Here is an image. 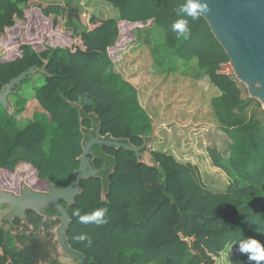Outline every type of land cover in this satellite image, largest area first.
Returning <instances> with one entry per match:
<instances>
[{
	"label": "trees",
	"instance_id": "trees-1",
	"mask_svg": "<svg viewBox=\"0 0 264 264\" xmlns=\"http://www.w3.org/2000/svg\"><path fill=\"white\" fill-rule=\"evenodd\" d=\"M101 1L116 9L119 18L103 21L93 16L92 27L81 29L76 10L68 5L67 9L65 2L0 0V37L6 38L7 31L36 7L44 17H53L56 27L59 18L66 19L72 37L82 45L75 49L46 45L39 52L22 42L16 59H1L0 92L29 69H42L46 62L48 66L47 73L36 72L10 95L12 115L0 105V169L13 172L28 164L50 192L52 186H71L81 165L83 142L94 137L97 128L103 137L143 145L154 121L137 88L117 70L111 56L133 30L135 40L152 46L154 71L188 77L196 61L193 78L208 77L219 88L211 107L227 143L222 150L210 148L208 154L226 173L229 190L209 188L197 167L172 153L152 150L153 166H148L131 151L96 145L89 159L94 168L106 171L81 182L82 194L68 211V244L85 256L86 264H216L213 256L234 244L235 264H250L248 254L239 251L240 243L255 239L264 246L262 102L251 97L248 88L243 98L233 74L224 77L216 72L218 63L231 60L204 17L192 20L179 12L186 0ZM179 19L188 20L187 36L172 31ZM32 83L39 110L21 125L17 116L26 110L24 94ZM76 209L81 215L107 209V223H81L73 215ZM55 214L52 207L43 215L27 212L24 222L14 220L16 234L0 223V264H68L61 260L67 257L58 240L61 223ZM80 234L90 237L91 243L75 239Z\"/></svg>",
	"mask_w": 264,
	"mask_h": 264
},
{
	"label": "rangeland",
	"instance_id": "rangeland-1",
	"mask_svg": "<svg viewBox=\"0 0 264 264\" xmlns=\"http://www.w3.org/2000/svg\"><path fill=\"white\" fill-rule=\"evenodd\" d=\"M40 1L44 4L65 2L67 9L69 6L70 9L76 10L75 18L81 29H85L86 26L92 27L90 18L93 16L103 21L119 18L118 11L101 0ZM37 13L43 17L40 12ZM28 18L23 22L18 21L14 27L10 28L6 38L0 37V61L1 59L2 61L16 59L19 55L18 46L26 35L29 39L34 38V42H42L38 49L47 44L67 49L82 46L80 39L75 40L72 37V30L66 27V19L63 17L59 18V27L55 26L54 19H51L53 17L39 21L33 13ZM132 33L133 30L127 39H121L119 47L112 51L111 56L116 63L117 70L137 88L140 102L152 116L154 124L164 127L162 130L160 128L161 131L158 129L157 136L161 142L156 143L154 149L172 153L179 160L197 167L204 184L206 183L209 188L229 190L226 173L212 163L208 154L210 148L216 146L222 150L227 143V138L220 130L211 107V98L220 95L219 88L213 85L208 77L200 80L193 78L197 68L196 61L191 63L193 70L188 77L181 73L167 74L154 71L152 69V46L143 40H135ZM231 63H218L216 72L224 77L233 74L244 98L247 94L245 89L248 86L237 78ZM32 86L33 83L29 84L24 94L28 99L26 110L17 116L21 125L32 120L34 112L39 110L38 103L32 94ZM0 112L3 115L1 109ZM190 156L193 157L191 160ZM149 161L152 162L151 159ZM24 187L37 193L49 192L48 184L41 181L37 176V171L28 164L19 165L13 172L0 169V189L2 191L18 197L22 194ZM6 206L0 204V219L10 210V207ZM235 252L236 247L232 244L219 257L213 256V258L216 264H235ZM61 260L68 264H76L69 258ZM250 264H256V262L251 261Z\"/></svg>",
	"mask_w": 264,
	"mask_h": 264
},
{
	"label": "water",
	"instance_id": "water-1",
	"mask_svg": "<svg viewBox=\"0 0 264 264\" xmlns=\"http://www.w3.org/2000/svg\"><path fill=\"white\" fill-rule=\"evenodd\" d=\"M207 3L209 11L200 14L204 17L213 34L227 52L237 78L249 88L251 97L258 98L264 105V0H200ZM48 62L42 69L31 68L13 79L0 92V105L10 114L12 109L9 97L14 93L23 81L31 78L36 72L47 73ZM80 112L82 107L74 104ZM160 127L153 124L152 132L143 138L142 146H134L131 142L114 139L112 136L103 137L101 128H97L95 136L83 142V154L79 158V169L74 173L72 184L67 189L51 187L49 193H37L28 187H24L20 196L0 189V204L7 205L10 210L0 219V223H7L17 233L14 225L15 219L22 222L26 219L27 212H35L43 215L50 207L56 211L55 219L60 221L57 235L64 255L86 264L85 256L73 249L68 244L67 231L71 218L69 207L73 206L76 199L82 194L81 182L91 178H99L106 168L93 167L89 156L94 146H109L117 149H125L135 153L140 163L153 166L152 148L158 141L157 136ZM149 159L152 160L150 163ZM112 173V172H111ZM109 175L106 176V179ZM105 185L103 184V199L106 198ZM63 203L67 204V207Z\"/></svg>",
	"mask_w": 264,
	"mask_h": 264
},
{
	"label": "clouds",
	"instance_id": "clouds-1",
	"mask_svg": "<svg viewBox=\"0 0 264 264\" xmlns=\"http://www.w3.org/2000/svg\"><path fill=\"white\" fill-rule=\"evenodd\" d=\"M209 10L207 3H201L200 0H186V3L179 8L180 13L186 17H191L192 20L198 19L200 14L207 13ZM171 28L172 31L184 36H187L190 32L187 19L177 20L172 24ZM106 212L107 209H98L91 214L81 215L80 210L76 209L74 210L73 215L78 217L79 222L81 223H94L97 226H101L107 223ZM75 239L79 241L87 240L89 244L91 243L90 237L86 234H80L76 236ZM239 251L247 253L248 260L255 261L256 264H260L261 261H264V246L255 239L241 242Z\"/></svg>",
	"mask_w": 264,
	"mask_h": 264
},
{
	"label": "crops",
	"instance_id": "crops-1",
	"mask_svg": "<svg viewBox=\"0 0 264 264\" xmlns=\"http://www.w3.org/2000/svg\"><path fill=\"white\" fill-rule=\"evenodd\" d=\"M32 10H35V11H32ZM37 12H40V11H38V9H36V7H32V8H30L27 12H26V18H28V16H30V15H33V13H34V16L36 17V19L37 20H39V21H43L46 17H44L41 13V15L43 16V17H41ZM29 19V18H28ZM47 19H50V18H47ZM52 19V18H51ZM33 39L34 38H32V39H29V36L28 35H26V38L24 37L23 39H22V41H23V43H27V44H30V45H32L33 47H34V49L36 50V51H39V52H42L43 50H45V46H43L42 45V47L43 48H41V49H38V46L39 45H41L42 44V42L40 41V42H34L33 41ZM40 43V44H39ZM47 46H50V47H52L50 44H47ZM114 61V60H113ZM115 62V61H114ZM116 64V63H115ZM158 126V125H157ZM160 128H161V130L164 128L163 126H159ZM160 130V131H161ZM159 132V131H158ZM161 142V141H160ZM159 141H158V143L157 144H159L160 143ZM155 143V144H156ZM154 144V145H155ZM154 145H153V148H152V150H155L154 149ZM176 156V155H175ZM191 156H193V155H191ZM190 156V160L193 158V157H191ZM177 157V156H176ZM178 158V157H177ZM179 159V158H178ZM186 160H188V159H186Z\"/></svg>",
	"mask_w": 264,
	"mask_h": 264
},
{
	"label": "flooded vegetation",
	"instance_id": "flooded-vegetation-1",
	"mask_svg": "<svg viewBox=\"0 0 264 264\" xmlns=\"http://www.w3.org/2000/svg\"><path fill=\"white\" fill-rule=\"evenodd\" d=\"M91 135H92V134H91ZM91 135H89V138L93 137V136H91Z\"/></svg>",
	"mask_w": 264,
	"mask_h": 264
}]
</instances>
